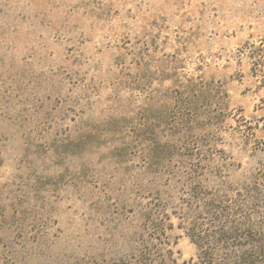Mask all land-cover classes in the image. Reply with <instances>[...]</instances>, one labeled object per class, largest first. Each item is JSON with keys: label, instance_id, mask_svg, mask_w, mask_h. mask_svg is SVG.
I'll list each match as a JSON object with an SVG mask.
<instances>
[{"label": "rangeland", "instance_id": "rangeland-1", "mask_svg": "<svg viewBox=\"0 0 264 264\" xmlns=\"http://www.w3.org/2000/svg\"><path fill=\"white\" fill-rule=\"evenodd\" d=\"M0 264H264V0H0Z\"/></svg>", "mask_w": 264, "mask_h": 264}]
</instances>
